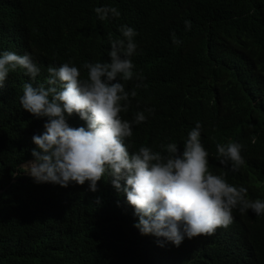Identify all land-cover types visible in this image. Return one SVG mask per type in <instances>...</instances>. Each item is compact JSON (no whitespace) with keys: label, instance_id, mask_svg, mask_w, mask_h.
Here are the masks:
<instances>
[{"label":"trees","instance_id":"16d2710c","mask_svg":"<svg viewBox=\"0 0 264 264\" xmlns=\"http://www.w3.org/2000/svg\"><path fill=\"white\" fill-rule=\"evenodd\" d=\"M103 4L121 15L98 20ZM122 24L139 33L134 71L144 77L122 116L154 108L126 140L132 151L170 140L182 148L200 121L212 170H223L217 143H242L246 164L226 179L264 199V0H0V51L31 53L41 66L35 83L68 61L86 76V61L109 60ZM28 79L17 70L0 89V264H264V216L251 209H234L214 235L161 247L133 227L132 208L109 182L95 193L87 182L34 183L19 167L44 124L21 107ZM122 82L129 91L136 83Z\"/></svg>","mask_w":264,"mask_h":264},{"label":"clouds","instance_id":"9594fccd","mask_svg":"<svg viewBox=\"0 0 264 264\" xmlns=\"http://www.w3.org/2000/svg\"><path fill=\"white\" fill-rule=\"evenodd\" d=\"M93 10L100 21L121 15L111 4ZM185 25L190 29L191 21ZM119 32L121 38L110 40L109 60L82 65L86 76L68 61L49 65L43 83H35L41 66L31 53L0 51V89L10 73L21 70L29 77L19 96L21 107L33 118L44 119L43 131L32 136L31 159L19 165L22 173L36 184L62 188L87 182L93 193L99 190L98 181L109 182L132 208L133 227L141 235L155 237L161 247L168 243L179 247L185 238L214 235L233 223L234 209L264 216V199H250L246 187L226 179L229 171L237 172L246 164L245 146L232 140L217 143L216 158L223 170L214 172L200 121L182 148L170 140L160 151L148 145L132 151L126 140L154 108L136 111L131 120L122 116L136 89L144 87V77L134 71L133 57L141 52L135 39L139 33L127 24L120 25ZM131 80L136 83L129 91L122 81ZM94 202L99 205L101 197Z\"/></svg>","mask_w":264,"mask_h":264}]
</instances>
